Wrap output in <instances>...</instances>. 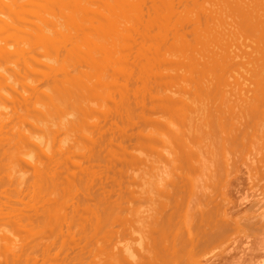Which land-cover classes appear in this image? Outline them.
Returning <instances> with one entry per match:
<instances>
[{
  "label": "bare ground",
  "instance_id": "bare-ground-1",
  "mask_svg": "<svg viewBox=\"0 0 264 264\" xmlns=\"http://www.w3.org/2000/svg\"><path fill=\"white\" fill-rule=\"evenodd\" d=\"M23 1L0 0V12H5L7 17V12L12 9L17 11L16 8L25 7L29 10L31 3L36 10L33 0ZM50 1L45 0L59 6L55 3L58 0ZM69 1H58L64 12L66 6L82 5L79 7L81 12L84 7L87 10L86 7L100 2L99 5L103 4L102 7L107 9L103 10L107 11L103 16L109 26L105 27L106 24L102 23L105 21H102L94 28L95 32L86 28V34L81 37L71 30L80 18L69 23L67 12L66 18L60 6L59 13L55 10L59 8L53 9L48 4L53 13L56 12L48 18L40 13V8L37 11L42 18L31 9L40 22L32 18L37 24L34 28L31 21L32 31L29 29L31 23H27L28 27L21 21L32 32L30 36L34 41L29 36L22 38L29 32L26 27L21 28L27 30H24L25 34L22 31L20 39L22 33L15 27L20 34L18 36L14 31L17 41L10 34H13L12 28H9L10 33L7 29L10 22H17L14 21L15 12L11 14L14 20L10 13V20L4 17L5 13L0 18L9 21L7 28V24L4 26L5 23L0 21V27H5L4 30V27L0 28L2 34H6L7 29L17 41L15 43L5 35L0 40V109L4 107L8 111L9 108L11 113L14 107L13 113L16 108L26 107L25 111L28 109L29 113L31 107L28 106L35 100V94L39 96V90L46 89L50 93L48 106L47 103L40 105L38 97L35 104L41 108L32 105L30 109L31 113L36 111L39 121L43 122L40 116H46L50 123L45 125L50 136L41 128L43 135L49 136V144L42 143L43 137H37L39 134L35 131L37 134L22 127L18 130L16 125L19 123L10 125L22 117L17 115L18 111L13 113L19 116L16 119L13 114L7 111L1 114L0 111V221L10 226L0 237V264H89L98 258L97 255L103 254L109 258H100L105 259L103 262L98 258L100 263L96 259L97 264H200V258L195 260L194 254L198 252L200 255L203 248H209V253L218 247L223 248L225 244L219 243L218 246L215 242L230 227L231 230L236 228L228 221V215L223 214L226 195L219 191L234 179L235 167L239 164L238 153L242 149L252 148L248 150L249 160L256 165L260 178H264V0H217L216 3L222 2L224 13H221L226 15L222 25L209 21L217 10L215 0ZM26 9L20 10L22 13L18 10L20 15L16 12L17 15L22 17ZM32 16L28 14V18ZM88 19L92 20L93 15ZM65 23L73 24V27L68 25L71 31L67 26L62 29L63 34L71 32L69 36L62 34L69 37L70 41L65 38L68 43L64 37L60 39L58 35L61 34L57 35L59 27ZM57 36L60 43L64 41L65 47L69 42V46L74 47L67 46L66 49L62 45V49L56 42L53 43L58 45L56 48L54 45L52 49L51 45L47 49L48 44L55 39L58 41ZM104 37H109L107 40L110 41L105 42ZM22 39H29L35 49L24 48L30 43L25 42V45ZM218 39L225 40L227 46L224 47L226 44L222 41L223 47L218 44ZM239 40H242L240 44L237 43ZM36 41L44 42L43 45L40 43L41 48ZM233 42L238 47L244 46L243 53L239 51L241 46H233ZM18 44L24 46L20 49ZM37 47L41 49L38 54L46 59L52 52L58 58V53L63 50L65 55L60 56L63 61L59 60L57 65L54 55L56 65L46 63V72L42 73L38 68L41 74L32 75L27 70L32 76L22 74L21 77H26L24 86L33 94H26L28 91L22 87L17 92L13 75L29 60L38 59L39 55L35 56L34 51ZM51 59H48L49 63H52ZM21 62L25 63L21 65ZM236 72L240 73L238 76H242V80L237 79ZM233 74L237 77L234 78ZM58 75L61 77L57 78ZM231 78L235 80L230 81ZM43 86L45 88H40ZM7 89L12 90V94ZM13 93L20 94V97ZM4 100L9 105L11 103L8 108L3 106ZM68 105L72 107L71 114L66 112H69ZM25 111L23 117H30L28 113L24 114ZM36 116L32 115L33 123L38 120ZM39 121L36 124H40ZM146 151L165 159L167 167L163 179L166 183L161 184V189L155 185L158 188L154 193L156 199L153 195L152 207L145 208V214L137 219L138 223L141 221L142 230L134 228L137 234L133 231L132 235L135 232L137 238L129 239L132 244L127 240L126 244L121 242L117 246L120 240L109 247L113 233L118 234L120 228L124 229L118 223L126 213L129 214L127 205L130 207L134 203L129 204L130 200L136 201L143 194L134 198V193L128 190V180L130 171L147 161L143 154ZM205 169L209 171V185L201 177ZM199 196L200 200H197ZM143 197L144 194L139 201H145ZM258 216L255 227L258 224L257 228L264 234V211ZM116 223L120 228L115 227ZM127 234L129 236V232ZM106 236L108 241H105ZM98 242L103 246L108 244L105 247L109 248V254L105 256L108 252L102 251V254L99 251ZM91 248L97 249L99 254ZM261 253L250 264H264V253ZM87 255L91 256L90 262Z\"/></svg>",
  "mask_w": 264,
  "mask_h": 264
},
{
  "label": "rangeland",
  "instance_id": "rangeland-1",
  "mask_svg": "<svg viewBox=\"0 0 264 264\" xmlns=\"http://www.w3.org/2000/svg\"><path fill=\"white\" fill-rule=\"evenodd\" d=\"M21 1V0H20ZM23 1V0H22ZM27 0H24L23 2H26ZM35 1L36 0H33V6H36L35 7V9L36 10H34V7H31V5H32V3L30 4V8L29 7H27V8H29V10L28 9H26L25 7L23 8V7H19V8H16L17 9V11L15 10V9H12L11 10V12H9L10 13V15L12 14V12L14 13H19V12H21V11H23V10H25L26 9V11L28 10V12H27V14H26V11H24L23 12V14H21V16L22 17H20L19 15H20V13H19V15H17V13H16V15H17V17H19V18H16V15H15V13H14V18H15V20H14V18L12 17V15H11V17H12V19L14 20V21H16L17 20V22L20 24H18V26H17V22H15V23H12V22H10L9 24H10V26L7 24V22H9V21H7L6 19H4V21H3V19L1 20L0 19V21L2 22V24L3 23H5V24H3L4 26L7 24V26H6V28L9 30V28H14L13 30L12 29H10L12 32H13V34H14V31H16L15 32V34H17L18 35V30H15L16 28L15 27H18V29L20 30V34L22 33V31L24 32V34L26 33V31H24V30H27L28 28H27V26L29 27V24L31 23V21H32V23H33V26H34V28H35V26L37 25L35 22V20H38L36 17V15H38V13H39V11H37L39 8L42 10H40V13L42 12V14H46L44 17H50V15H52V14H55L56 12H57V10H58V12L62 9V7L60 6V2H62V1H64V0H58V1H60L59 3H58V1H55V0H53V1H55V3L56 4H58L60 7H61V9L59 8V6H55L54 5V2L53 3H50V2H52V1H50L49 3L48 2H45V0H44V3H43V1H41V0H39L40 2H42V4L40 5V2L37 0V4L35 3ZM48 1V0H47ZM101 2H104L105 3V1H107V0H100ZM216 1L217 0H215V5H216V8H217V10H216V12L215 13H213V15H214V17L212 16L211 18H210V22H213V24H214V22H215V25H218V24H224V21L226 20L223 16H225L226 17V15H223L222 13H224L223 12V5H222V2H217L216 3ZM68 2H71V1H69L68 0ZM47 3V4H46ZM99 3L100 2H98L96 5H90L91 7H86V9L87 10H84L85 9V7L82 9V11L81 12H79L81 9H79V7L80 8H82L83 6L81 5H79V4H75V5H72L73 7H68V6H66L64 9H65V12H67V14H69V18H67V14L63 11V9L61 10V12H64L65 13V16H66V18L68 19V22H69V20H70V22L69 23H75L76 21H75V19H79V21L77 22V23H79L78 24V26H77V23L76 24H74L75 25V27H73L72 25L73 24H71V25H69V23H65V25L64 26H60L59 28H61L60 29V32H57V35H58V33L59 34H61V35H58L59 37H60V39L62 38V37H64L63 35H66L65 33L63 34V27H65L66 28V26H67V28L69 29V27H73L74 28V30H75V32H74V30H73V28H71V30L73 31V33H77V34H79L81 37H82V34H86L85 32L87 31V29L89 28H92L93 29V32H95L94 30L96 29V27H98V26H96V25H100V22H102V21H105V19H104V16L103 15H107L106 13H107V11H103V10H107L105 7H102V6H104L103 4L100 6L99 5ZM44 4H46V5H44ZM48 4H49V6H51V7H53V9L54 8H59V9H55L56 10V12L54 11V13H53V9H51V7H48ZM37 5H40V6H37ZM44 5V6H43ZM52 5H54V6H52ZM63 5V4H62ZM77 5V6H76ZM46 6V7H45ZM76 6V7H75ZM95 6V8L94 9H92V7H94ZM44 7V8H43ZM67 7H68V11H69V13H68V11L66 10L67 9ZM78 7V8H77ZM21 8V9H20ZM33 8V9H32ZM70 8V9H69ZM77 8V9H76ZM91 8V9H90ZM103 8V9H102ZM105 8V9H104ZM31 9H32V11L34 12V14H36L35 15V17H34V14H33V12H31ZM45 9H46V13H45ZM52 10V11H50V10ZM76 9V10H75ZM88 9L89 10H91V11H88ZM0 10H2V8L0 9ZM14 10V11H13ZM18 10H19V12H18ZM21 10V11H20ZM43 10H44V12H43ZM48 10V11H47ZM73 11V14L77 11V13H75L74 14V16H76V17H74L73 16V14L71 13V11ZM84 11H86V12H84ZM95 13H94V12ZM103 11V12H102ZM37 12V13H36ZM91 12H93L94 14H92ZM219 12V13H218ZM222 12V13H221ZM5 13V12H4ZM3 13V11H2V13L0 12V18H1V15H3L4 14ZM9 13L7 12V14H8V16H9ZM22 13V12H21ZM26 14V19H25V21H24V18L23 17H25V14ZM30 13L33 15L32 17H29V18H31V20L28 18V14H29V16H30ZM40 13H39V18L41 17V15H40ZM51 13V14H50ZM60 13V12H59ZM63 13V14H64ZM70 13H71V15H70ZM88 13H89V15H88ZM102 13H104V14H102ZM218 13V14H217ZM48 14V15H47ZM98 14V15H97ZM109 14V13H108ZM217 14V15H216ZM5 15H6V13L4 14V17H5ZM89 17H88V16ZM92 15H93V21L94 20H97V21H94V23L92 22L91 23V21L92 20H89L88 18H92ZM8 16L7 17H5V18H7L8 19ZM43 16V15H42ZM83 16V17H82ZM86 16V17H85ZM97 18H96V17ZM110 16V15H109ZM3 17V16H2ZM10 17V16H9ZM35 18V20H33L34 18ZM47 17V18H48ZM98 17H100V18H98ZM21 18H23V20H21ZM33 18V19H32ZM42 18V17H41ZM71 18H73V19H71ZM75 18V19H74ZM83 18V19H82ZM111 18V17H110ZM18 19H20V21L18 20ZM66 19V20H67ZM87 19V20H86ZM99 19V20H98ZM101 19V20H100ZM104 19V20H103ZM108 19V18H107ZM209 19V18H208ZM5 20H6V22H5ZM8 20H10V19H8ZM71 20H74V21H71ZM82 20V21H81ZM207 20V19H206ZM12 21V20H11ZM13 21V22H14ZM21 21L22 22H24V24L26 25L28 22H29V24H27V26H25L23 23H21ZM80 21H81V23H80ZM85 21V22H84ZM88 21V22H87ZM98 21H99V23H98ZM1 22H0V24H1ZM38 22H39V20H38ZM84 22V23H83ZM96 22V23H95ZM32 23L30 24V27H29V29H31V31L33 30V28H32ZM40 23V22H39ZM38 23V24H39ZM104 25H105V27L106 26H109V21H108V23H107V21H105V22H102ZM1 24V25H2ZM22 24V25H21ZM81 24V25H80ZM108 24V25H107ZM0 25V26H1ZM68 25H69V27H68ZM80 25V26H79ZM84 25V26H83ZM104 25H103V27H104ZM4 26H2V27H4ZM12 26V27H11ZM59 26V25H58ZM76 26H77V28H76ZM86 29V30H84V28ZM2 27H0V28H2ZM22 27H26L27 29H25V28H23L24 30H21V28ZM81 27V31L79 30V28ZM57 28V30L59 29L58 27H55V29ZM76 28V29H75ZM83 28V29H82ZM95 28V29H94ZM5 29V27L3 28V30ZM7 29H6V31H5V33L6 34H2V32L0 31V33H1V37H0V40H3L2 38H3V36L2 35H5V36H7L9 39L10 38H12V41H14L15 42V39L13 40V37L14 38H17L16 40L18 41V36H20V34L17 36V35H13L12 33H10V30L8 31V33H10V34H8L7 33ZM29 29L27 30V32L29 31ZM92 29L90 30L91 32H92ZM1 30V29H0ZM70 30V29H69ZM69 30H67L68 32H69ZM70 30V31H71ZM78 32H77V31ZM79 31L80 32H82V33H79ZM85 31V32H84ZM4 32V31H3ZM62 32V33H61ZM64 32H66L65 30H64ZM90 32V33H91ZM29 33V34H28ZM27 33V35H24L23 37H22V35H23V33L21 34V36L19 37L20 39H21V37L22 38H27L28 36V38L31 40V33L32 32H28ZM72 33V34H73ZM63 34V35H62ZM69 34H71V32H69L68 33V35H66V36H69ZM31 35V36H30ZM78 35V36H79ZM15 36H17V37H15ZM58 36H57V39H58ZM64 37V41L66 42V43H68V38L67 37ZM7 37L5 38V40L7 39ZM68 39V40H66V39ZM101 37H99V39H100ZM109 38V37H108ZM108 38H106V37H104V41H105V39H106V41L105 42H107L108 40ZM8 39V40H9ZM27 40V41H25L26 39H22V41H24L23 43H25V42H28L27 44H29V45H26V43H25V45H26V47L24 46V48H26V49H28L29 47L28 46H30L31 47V42H30V40ZM60 39H58V41H56V39L53 41V42H51L50 44H48V48L47 49H50V47H51V45H52V49H53V46L55 45V44H53V43H56V42H58V45L60 44V46L62 47V45H63V47L64 48H66L67 46H69V44H70V42H69V44H66V47L64 46L65 44L63 43V42H61L60 43ZM102 39V38H101ZM33 40V39H32ZM31 40V41H32ZM112 40V39H111ZM10 41V40H9ZM17 41L15 42V43H17ZM20 42H21V40H19ZM34 41V40H33ZM70 41V40H69ZM100 40H98L97 42H99ZM102 41H103V39H102ZM102 41H100V42H102ZM110 41V40H109ZM108 41V42H109ZM221 41L224 43V44H226V42H224L225 40H223V39H218V44H222L223 45V43H221ZM20 42H18L19 44H21L22 45V43H20ZM37 42V41H36ZM36 42H34L33 44H35L34 46L36 47ZM213 42V41H212ZM220 42V43H219ZM240 42H242V40L240 41L239 40V42H237L238 44H240ZM40 43L42 44V43H44V42H37V44L39 45L38 47L39 48H41V46L43 45H41L40 46ZM63 43V44H62ZM208 43V42H207ZM211 43V42H210ZM234 43V42H233ZM236 43V44H237ZM18 44V46L17 47H20V45ZM33 44H32V46H33ZM57 44V43H56ZM122 44V43H121ZM205 44V43H204ZM235 43L233 44V46L235 45V46H237ZM14 45H17V44H14ZM58 45H55L54 47L56 48ZM119 45V44H118ZM220 45H218V46H220ZM221 45V46H222ZM22 46V47H23ZM59 46V48L61 49V47ZM120 47L122 46V45H119ZM119 46L117 47L118 49H120L119 48ZM220 46V47H221ZM227 46V44L224 46V47H226ZM241 46V45H240ZM239 46V47H240ZM17 47H15V48H17ZM22 47H20V49L22 48ZM28 47V48H27ZM38 47L36 48V50L38 49ZM62 47V49H64ZM71 47H74V46H69L68 48H70L71 49ZM201 47V46H200ZM223 47V46H222ZM221 47V48H222ZM238 47V46H237ZM236 47V48H237ZM238 47V48H239ZM32 48V47H31ZM68 48H66V49H68ZM207 48V47H206ZM233 47H231V49H232ZM235 48V47H234ZM241 48V50L239 49V51H243L244 50V46H241L240 47ZM19 49V48H18ZM32 49H35L34 47L32 48ZM42 49H45V48H43L42 47ZM73 49V48H72ZM200 49H202V47L200 48ZM227 49H228V47H227ZM230 49V48H229ZM247 49H249V48H247ZM36 50H34L35 51V56H38L39 55V57H37L39 60L41 59V61H39L38 59H36V57L34 58V62H33V60L31 59V60H29V62H31V63H29V62H27L26 64L28 65H26L25 64V67H26V70L25 69H23V68H25V67H23V65H22V63H25V62H21V67H22V69H21V67H20V69H16L18 72H16V74L15 75H13L14 77V80L16 79V83L14 82V80H12L16 85H15V89L17 90V92H19V91H21L22 89H26L27 91H28V89H27V87L26 86H24V84H25V79H26V77L25 78H23V77H21V75L23 74V76H27V77H29L31 74L32 75H34V74H41V72H40V70L42 71V73H43V71L44 72H46L47 71V69L45 68V64L47 63V64H49V66H51V65H53L54 63H55V61H56V59H57V61H56V63H57V65H58V63L60 62L59 60H61V61H63L62 60V58H63V50H62V52H59L58 53V58H57V55H55V54H53L54 52H52L51 54L49 53V57L50 58H48V59H51V56L53 57L51 60H52V63H49L48 61H50V60H48V59H46L45 57L43 58L40 54H38V53H41V49H38L37 51ZM236 52H237V50L236 49H234ZM245 50H246V48H245ZM51 51V50H50ZM240 52V53H241ZM238 53V52H237ZM243 53V52H242ZM37 54V55H36ZM239 54V53H238ZM54 55H55V57H56V59H54L55 57H54ZM65 55V54H64ZM33 56H34V54H33ZM47 56V57H48ZM62 58H61V57ZM61 58V59H60ZM55 61H54V60ZM38 60V61H37ZM36 61V62H35ZM34 63H36L35 65H34ZM40 65H39V64ZM42 63H43V65H42ZM56 63L54 64V66L56 65ZM30 64H33V66L34 67H36V69H35V71L37 70V72H33V70L34 69H32V67H30L31 65ZM46 64V65H47ZM44 66V67H43ZM19 68V67H18ZM30 70H29V69ZM38 68H40V70L38 69ZM29 71L31 74H29V72H26V71ZM32 70V71H31ZM175 70H176V68H175ZM22 71H24V72H22ZM240 72L242 73V71L240 70ZM237 73V72H236ZM24 74H27V75H24ZM29 74V75H28ZM238 74H240V73H237L236 75L238 76ZM243 74V73H242ZM31 75V76H32ZM234 75V78H236L237 76L235 75V74H233ZM39 76V75H38ZM59 77H61L60 75H58L57 76V78H59ZM241 77L242 76H238L237 77V79L238 80H240L241 79ZM19 78H21V81H19L20 79ZM24 79V81H23V83H22V85L20 84V82H22V80ZM17 79H18V81H17ZM230 81H232V80H235V79H233V78H231V79H229ZM242 80V79H241ZM238 82V81H237ZM239 83H240V81H239ZM18 84H19V86H20V88L18 87ZM21 87H22V89H21ZM40 88H45L44 86L43 87H40ZM39 88V89H40ZM47 88V87H46ZM8 90V89H7ZM42 90H44V91H42ZM42 90H39V91H41L40 93H39V100H37L38 99V97H36V94L33 96V97H35V100H37V102L38 103H40V105H43V104H46V106H48V102L50 101L49 100V98L48 97H50L48 94H50L49 93V91H46V89H42ZM47 90H49L48 88H47ZM8 91H10L9 93H11V91L12 90H8ZM15 91V90H14ZM46 91V92H45ZM13 92V91H12ZM31 92V91H30ZM48 92V93H47ZM15 93V92H14ZM13 93V94H14ZM43 93V94H42ZM44 93H47L46 95L44 94ZM12 94V93H11ZM26 94H33V93H29V91H28V93H26ZM15 95V97H17L18 95H20V94H18V95H16V94H14ZM14 95H12V96H14ZM11 96V95H10ZM9 96V97H10ZM45 96V97H44ZM18 97H20V96H18ZM41 97H43V98H41ZM41 99V100H40ZM45 101H44V100ZM32 101V104L30 105V106H28V107H31V108H33V106H37V104L38 103H36L35 104V102L36 101ZM40 101V102H39ZM42 101V102H41ZM43 101H44V103H43ZM3 103V106H10L11 105V103H10V105L8 104V102L6 101V100H4V102H2ZM4 103L6 104V105H4ZM67 103H68V101H67ZM35 104V105H34ZM33 105V106H32ZM0 106H2V104L0 105ZM13 106V105H12ZM11 106V107H12ZM45 106V105H44ZM71 106V105H70ZM7 107V108H8ZM27 107V108H28ZM38 107V106H37ZM36 107V108H37ZM43 107V106H42ZM67 107V106H66ZM64 108L65 110L67 109V108ZM4 108V107H3ZM2 107H1V109H0V111H1V114H4V113H6V111H7V109L6 108H4V109H6V110H4ZM26 108V107H25ZM25 108H23L22 107V109L20 108V109H18V108H16L15 110L16 111H18L17 112V115H19V116H22V117H16L17 115L16 114H13L14 112H16L15 110L13 111V113H12V110L14 109V107H12V110H11V113L9 112L10 110H9V108H8V111H7V113L9 112V114H13L14 116V118L16 117V118H18V119H16L15 121H14V123H10V125L11 124H16V123H19V125H16L17 127H18V130L19 129H21V128H19V127H22L23 129H25V130H27L29 133H31V132H37L39 135H37V137H43V138H41L42 140H43V142L42 143H44V144H49V141L50 140H48V139H50V138H48L50 135H49V131L47 130L48 128H47V124H50V123H48V120L47 119H45L46 118V116H40V118L41 119H43V122H45V124L43 125V122H41V121H39V117L38 116H36V115H38V114H36V111H34V109L32 110V112L33 113H31L30 112V109H29V113H31V114H29L28 113V109H26V111H25ZM38 108H41V106H39ZM43 108H46L47 109V107H43ZM71 108L72 107H69V105H68V109H69V112L68 111H66L68 114L70 113V110H71ZM3 109V110H2ZM11 109V108H10ZM24 109V110H23ZM63 109V110H64ZM67 109V110H68ZM19 110H22L23 112L25 111L26 113H24V114H27V115H30V117H28V116H26V115H24V117H23V112H20ZM65 110H64V112H65ZM5 111V112H4ZM73 112V111H72ZM19 113V114H18ZM20 113H21V115H20ZM35 114V118H37L36 120L37 121H39L38 123H40V124H36L37 123V121H36V123H33V118H32V115H34ZM71 114V113H70ZM16 115V116H15ZM21 118V119H20ZM34 118V119H35ZM47 118L50 120V117L49 116H47ZM20 119V120H19ZM23 119H24V122H23ZM12 120H14L13 118H12ZM18 120H19V122H18ZM21 121V122H20ZM35 121V120H34ZM24 124H23V123ZM22 123V124H21ZM42 123V124H41ZM33 126H32V125ZM34 124H36V126L34 125ZM25 126V127H23V126ZM38 125H39V127H38ZM45 125H47L46 127H45ZM16 126H15V129H16ZM11 127V126H10ZM12 127H13V125H12ZM33 127L35 128V129H33ZM39 130H38V129ZM41 128L44 130V132L45 133H47V135H49V136H45V135H43L44 133H43V130H41ZM44 128H46V129H44ZM33 129V130H32ZM46 130V131H45ZM34 132V133H35ZM39 132H41V134L39 133ZM32 133L34 136H36L35 134H37V133ZM42 135V136H41ZM48 138V139H47ZM247 148V147H246ZM246 148H244V149H242V151H240V153H238V155H239V159H238V162L237 163H239V164H237L236 166L237 167H235L236 169V172L237 173H235V175H233L232 177L234 178V179H231V181H230V183L226 186V188L224 187L223 188V190H218V189H215L214 191H216L217 190V192L219 191L220 193L222 192V193H224L226 196H225V198H226V201L225 202H227V204L226 203H224L226 206H225V208L226 209H223V214H227L228 215V218H229V220L228 221H230L231 222V225L232 226H236V228L235 229H237V230H234V228L232 227V229L233 230H231V227L229 228V231L228 232H226L225 234H224V236H223V234L218 238L219 240L218 241H216L215 243H218V246H219V243H220V245L223 243V244H225L224 246H223V248H220V247H218V249L216 250V251H214L213 253L212 252H210L211 253V255H210V253H209V248L207 249V248H203V250H204V252H202L201 251V253H200V255L199 254H197L198 252H196L195 254H194V256L195 257H197V258H195V260H198L199 258V261H200V264H250L251 262H253L252 260L253 259H255V258H257V255L259 254V253H264L263 251H264V234H263V232L262 231H259V229L257 228V227H259L258 226V224H257V227H255L256 226V223L259 221V214L260 213H262L263 211H264V178H260V175H258L256 172H258V170H257V168H256V165H252V163H251V161L249 160L250 159V157H249V152H248V150L250 149H252L251 147H249V149H246ZM31 150V149H30ZM245 150H247V151H245ZM25 152H26V149L24 150ZM245 151V152H244ZM150 152L148 151V153H147V151H146V154H148L147 155V157H146V154H145V152L143 153L144 154V159H146L145 161L146 162H142V165L140 166V165H136L135 166V168H137L136 170H135V168H133L134 169V171H133V169L130 171L131 173H129V180H128V182H129V185H130V187H129V185H128V190L130 191V189H131V194L132 193H134L133 194V196H134V198H138V196H140V195H138V194H142V192H143V194H144V196L145 197H143L142 198V200L144 199L145 201H139V199L141 200V197L143 196V194H142V196H140L136 201L132 198V200L133 201H131L130 200V202H129V204L130 203H133V204H135V205H133V204H130V207H129V205H127V207H128V211H130V212H128L129 214L127 215V213H126V210H125V213H126V215L125 216H123L124 218H122L121 220L123 221H121L120 223H118L119 225H123L124 226V229H122V228H120V226L119 227H117V223L115 224V227H117V228H120V231L118 232V230L116 231L115 230V232H118V234H115V233H113V230L111 231V233H113V234H110V237H112L111 235H113V237L114 238H112L111 240H109V242L110 243H108L109 245L111 244L112 245V243H114L115 244V242L117 243V241H120V242H118L117 243V246H119L120 244H122L121 242H123V243H125V241H127L129 244H132V243H130V240H131V238L132 237H136L137 235H135V232H136V234H137V231H141L142 230V227L140 226L141 225V221H140V223H138L139 221V217L141 216H143L144 214H145V208L146 209H149V208H147V207H149V205L150 204H152V202H154V200L156 199V197H155V195L156 194H154L155 192H157V190L156 189H158L159 187V189H161V188H163V186L165 185L164 183H166V180H164L163 178L165 177V168L167 167L166 165V161H165V159L164 158H162V156H159V155H157L156 153H152L151 152V154H152V156H151V154H149ZM154 156V157H153ZM157 157V158H156ZM249 157V158H248ZM156 158V159H155ZM240 158H241V161H239L240 160ZM247 158V159H246ZM164 159V160H163ZM152 160V161H151ZM153 162V163H152ZM146 164V165H145ZM151 164V165H150ZM166 164V165H165ZM255 164V163H254ZM252 169H251V168ZM144 168V169H143ZM15 170V169H14ZM18 170V169H17ZM146 170V171H145ZM153 170H155L154 172H153ZM143 171V172H142ZM204 171H206L205 173H203ZM203 172H202V174H203V176H204V174H206L205 175V177H203L202 175H201V177H202V179L203 180H206V182H208V185L209 184H211L209 181H208V174H209V171L207 170V169H205ZM19 172V171H18ZM133 172V173H132ZM135 172V173H134ZM14 173H17L16 172V170H15V172ZM133 174H134V176H133ZM258 176H257V175ZM153 175V176H152ZM253 175V176H252ZM256 175V176H255ZM146 177V178H145ZM142 180H141V179ZM155 178V179H154ZM255 178H256V180H255ZM144 179V180H143ZM153 179V180H152ZM159 179H160V181H159ZM258 179V180H257ZM133 181H134V183H133ZM146 181V182H145ZM154 181V182H153ZM150 182H152L151 184H150ZM164 182V183H163ZM233 182V183H232ZM131 183V184H130ZM133 183V184H132ZM136 183V184H135ZM143 183V184H142ZM147 183V184H146ZM256 183V184H255ZM159 184V185H158ZM161 184L163 185L162 187H161ZM142 185H143V187H142ZM147 185V186H146ZM149 185V186H148ZM155 185H156V187H158V188H156L155 187ZM132 186H133V188H132ZM146 187V188H145ZM136 188V189H135ZM215 188V187H214ZM136 191H135V190ZM152 189V190H151ZM212 189H213V187H212ZM132 190H133V192H132ZM155 190V191H154ZM210 190V189H209ZM144 191H146V194H145V192ZM152 191V192H151ZM208 191V190H207ZM207 191H205V192H207ZM129 192V193H130ZM203 192V191H202ZM208 193V192H207ZM220 193H218V194H220ZM216 194V193H215ZM151 195V196H150ZM154 195V196H153ZM214 195V194H213ZM129 196H132V195H130L129 194ZM155 198L154 200H153V197ZM216 196V195H215ZM218 196V195H217ZM147 197V198H146ZM200 197L201 196H199V197H197L198 199L197 200H200ZM131 198H129V199H131ZM146 199H147V202H146ZM151 199V203L149 202V200ZM139 202V203H138ZM147 203L148 205H146V204H143V203ZM137 203L139 204V205H137ZM137 205V206H136ZM144 205V206H143ZM146 205V206H145ZM132 206V207H131ZM134 206H136V208H134ZM140 206V207H139ZM151 206V205H150ZM139 207V208H138ZM152 207V206H151ZM130 208V209H129ZM135 209V211H134V209ZM140 208H141V210H140ZM144 208V209H143ZM131 210H133V211H131ZM263 210V211H262ZM144 211V212H143ZM134 213V214H132V213ZM140 212V213H139ZM144 213V214H143ZM124 214V213H123ZM258 219H257V218ZM124 219V220H123ZM138 219V220H137ZM142 219V218H141ZM138 221V222H137ZM132 223H133V225H132ZM135 223V224H134ZM3 224V225H2ZM5 224V222H2V221H0V237H2V235L4 234V232H6L8 229H10V226H8V223H7V225L5 226L4 225ZM138 224V225H137ZM140 224V225H139ZM1 225H2V227H1ZM10 225V224H9ZM132 227H130V226ZM246 225V226H245ZM250 225V226H249ZM5 228H4V227ZM8 226V227H7ZM122 226V227H123ZM6 227H7V229H6ZM114 227V228H115ZM137 227H140L139 228V230H138V228ZM250 227V228H249ZM254 227H255V229H254ZM116 228V229H117ZM137 230V231H135V229ZM253 228V229H252ZM3 229V230H2ZM5 229V230H4ZM132 229V230H131ZM250 231H249V230ZM256 229H258V230H256ZM2 230V231H1ZM125 230V231H124ZM231 230V231H230ZM252 230V231H251ZM122 231H124V232H122ZM127 231V232H126ZM132 231V232H131ZM133 231H135L134 232V235H132V233H133ZM237 231V232H236ZM2 232V233H1ZM121 232H122V234H121ZM129 232V236H128V233ZM229 232H230V235L228 236V234H229ZM125 233V234H124ZM249 233V234H248ZM121 234V235H120ZM122 235H124V236H122ZM131 235V236H130ZM139 235V234H138ZM247 235H249V236H247ZM117 236V237H116ZM130 237V238H128V237ZM226 236V237H225ZM110 237H108V239H110ZM122 237V238H121ZM223 237H225L224 239H226V240H224L223 239ZM115 238H117V239H115ZM118 238H119V240H118ZM121 238V239H120ZM134 238H132V239H134ZM137 238V237H136ZM221 238V239H220ZM116 241H115V240ZM130 239V240H129ZM102 241H104L103 239H101ZM100 240V241H101ZM220 240H222V242H220ZM105 241H108L107 240V236H106V240ZM114 241V242H113ZM132 241V240H131ZM224 241V242H223ZM99 243V242H98ZM127 243V244H128ZM105 244V243H104ZM108 244H105L104 246H103V244L101 243H99V247H100V249L102 248L103 250H100L99 249V251L100 252H110V250H109V248L108 247H105L106 245L108 246ZM126 244V243H125ZM97 244H95V246H96ZM102 245V246H101ZM109 246V247H112V246H114V245H112V246ZM215 246L214 247H216V244H214ZM95 246H94V248H95ZM116 246V245H115ZM122 246V245H121ZM213 246V245H212ZM93 247V246H92ZM103 247H105V248H103ZM214 247H212L214 250H215V248ZM216 247V248H217ZM96 248H97V246H96ZM107 248V250L105 251V249ZM91 249H93V248H91ZM98 249V248H97ZM94 250L95 251V253L96 254H99V253H97V252H99L98 250ZM207 249V250H206ZM206 250V251H205ZM93 251V252H94ZM208 251V253H209V255H208V253H206ZM103 252H102V254H103ZM109 252L108 253H106L105 254V256L107 255V254H109ZM206 253V254H205ZM261 253V254H262ZM202 254V255H201ZM205 256H204V255ZM91 255V254H90ZM92 256H94V253H93V255ZM96 256V255H95ZM101 256V257H100ZM212 256H216V257H214V258H212ZM219 256H221V257H219ZM259 256V255H258ZM88 259H89V262H90V257L91 256H89V255H87L86 256ZM97 257L99 258V260H101L102 262L103 261H105V259H100V258H106V257H104V254L103 255H97ZM219 257V258H218ZM92 258H95V257H92ZM98 258H95V260H94V262L96 261V259L98 260ZM109 257L107 256V258L106 259H108ZM193 258V257H192ZM212 259V260H211ZM87 260V259H86ZM93 260V259H92ZM98 260V262L100 263V261ZM88 261V260H87ZM86 262V261H85ZM88 262V263H89ZM92 262L93 261H91V263H89V264H92ZM94 262H93V264H94ZM101 262V263H102ZM87 263V262H86ZM85 263V264H86ZM96 264H97V261L95 262ZM105 263V262H104ZM106 264V263H105ZM107 264H108V262H107ZM109 264H110V262H109Z\"/></svg>",
  "mask_w": 264,
  "mask_h": 264
}]
</instances>
